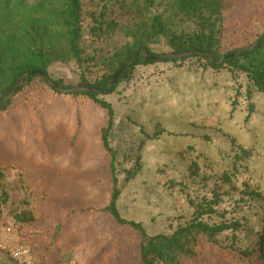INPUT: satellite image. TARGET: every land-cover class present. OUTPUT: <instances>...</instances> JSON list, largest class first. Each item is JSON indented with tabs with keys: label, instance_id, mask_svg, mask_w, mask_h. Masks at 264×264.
I'll return each instance as SVG.
<instances>
[{
	"label": "rangeland",
	"instance_id": "obj_1",
	"mask_svg": "<svg viewBox=\"0 0 264 264\" xmlns=\"http://www.w3.org/2000/svg\"><path fill=\"white\" fill-rule=\"evenodd\" d=\"M167 1L157 0V7ZM234 2L225 12L223 52L255 43L264 34V0ZM12 16L18 17L16 12ZM146 16L138 0H82L85 69L74 60L55 62L49 69L51 75L73 84L82 70L90 79L98 78L106 71L101 58L113 47L131 41L130 27ZM99 20L103 31L95 28ZM152 48L170 50L165 39ZM245 85L243 75L204 69L190 58L177 64L137 66L131 79L107 97L116 106L120 121L112 143L125 157L123 165L131 167L138 157L144 162L138 177L129 182L121 179L119 207L125 217L142 221L150 232L169 231L170 220L177 224L178 217H189L193 211L190 201L216 194L221 209L228 211L224 217L248 219L250 228L239 233V244L256 248V241H262L264 257V97H253L256 112L245 121L249 104ZM31 96L38 108L0 112V164L8 166L0 175V234L11 226L31 247L32 264H63L61 257L65 264H142L140 234L97 211L111 187L109 157L99 134L107 121L106 110L84 98L56 94L42 82L21 91L16 101L26 102ZM141 126L149 134L160 128L169 134L148 141ZM24 143L32 145V160L16 158ZM239 146L250 150L251 157L237 159ZM194 162L199 169L192 175ZM234 162L239 171L232 183L224 182L221 176L231 171ZM21 175L28 188L22 186ZM77 182L84 185V192L72 190ZM243 183L262 194L253 207L242 200L236 204L244 194ZM87 207L95 209L81 211ZM32 209L38 218L22 224L19 216ZM62 222L64 236L53 240V229ZM198 252L193 264H228L220 248L205 238L200 239ZM0 253L2 264H27Z\"/></svg>",
	"mask_w": 264,
	"mask_h": 264
},
{
	"label": "trees",
	"instance_id": "obj_2",
	"mask_svg": "<svg viewBox=\"0 0 264 264\" xmlns=\"http://www.w3.org/2000/svg\"><path fill=\"white\" fill-rule=\"evenodd\" d=\"M138 1L147 12V16L130 27L131 41L115 46L105 53L101 58V64L106 71L101 76L90 79L85 70H82L78 82L73 84L66 82L62 77H53L49 69L55 62L72 60L85 69L84 65L88 58L83 47L82 0H0V11L8 13L5 16L0 14V103L24 75L31 73L14 95L2 104L0 112L37 107L35 99L33 100L35 96L28 97L25 99L26 102L16 101V96L35 82L44 83L56 94L84 98L106 110L107 121L99 129V134L102 148L109 157L107 171L111 187L106 205L97 211L107 213L117 225L128 226L140 234L138 252L142 264H193L199 256L198 244L201 238L219 247L226 255L228 264H261L264 261L260 245L262 241H256L259 242L256 248L239 244V233L250 228L248 219L224 217L228 211L221 209L222 201L216 194L190 201L193 211L189 217H178L177 224L170 220L169 231L150 232L142 221L127 218L121 213L119 207L123 195L121 179L129 182L138 177L144 162L138 157L132 160L134 164L131 167L125 168L123 165L125 157L112 143L120 127V121L117 119L116 106L107 97L115 94L122 82L131 79L137 66L170 62L177 64L195 58L204 69L212 68L218 71L226 69L235 77L243 75L246 81L244 94L249 101L245 121L256 112L253 97L255 95L264 97V41L255 48L246 49L264 40V34H261L255 43L227 52L222 51L225 12L234 6V0H169L161 4L162 9L157 7V0ZM11 12H16L18 17H13ZM97 22L95 28L97 31H103V22L100 20ZM161 39L166 40L169 51L153 50L152 44L158 43ZM178 53L188 54L182 57L174 56ZM146 54L165 57L145 59ZM129 60H132L131 63L122 69ZM118 72L110 87L112 78ZM78 87L81 89L77 90ZM236 102L237 99H234L232 111ZM140 132L149 138L148 141L169 134L162 128L154 129L153 133L149 134L144 126L140 127ZM76 137L77 133L73 135L72 143ZM207 137L205 135L202 139ZM239 148L240 151L236 153L237 159L251 157L250 150L243 146ZM130 151L133 154L131 149ZM7 167L0 164V175ZM239 168L240 166L234 162L231 171L222 174V180L232 183L233 176L237 174ZM191 169L192 175L197 174L198 163H192ZM21 176L22 186L28 188L23 175ZM243 185L244 194L236 204L242 200L250 207L255 206L254 200L260 199L262 194L249 183ZM246 196L249 198L246 199ZM94 209L95 207H87L81 211ZM215 216H220L221 219L212 220ZM37 218L38 213L32 209L24 211L19 216V221L26 225ZM63 227V222L54 227L53 240L64 236ZM2 257L3 254L0 253V259ZM60 263L65 264L63 257L60 258Z\"/></svg>",
	"mask_w": 264,
	"mask_h": 264
},
{
	"label": "built area",
	"instance_id": "obj_3",
	"mask_svg": "<svg viewBox=\"0 0 264 264\" xmlns=\"http://www.w3.org/2000/svg\"><path fill=\"white\" fill-rule=\"evenodd\" d=\"M0 251L6 252L13 260L32 264L31 247L19 239L17 232L11 226L5 228L0 234ZM0 264L2 261L0 259Z\"/></svg>",
	"mask_w": 264,
	"mask_h": 264
},
{
	"label": "water",
	"instance_id": "obj_4",
	"mask_svg": "<svg viewBox=\"0 0 264 264\" xmlns=\"http://www.w3.org/2000/svg\"><path fill=\"white\" fill-rule=\"evenodd\" d=\"M264 40H262V41H260V42H258V43H255L253 46H249V47H247L246 49H251V48H255L256 46H258L261 42H263ZM236 52H238V51H236ZM188 53H190V52H188ZM188 53H178V54H176V55H174V56H176V57H182L183 55H185V54H188ZM233 54H235V53H233ZM165 56H152V55H150V54H146L145 55V59H161V58H164ZM131 61L132 60H129V61H127L126 63H125V65L122 67V69L123 68H125L128 64H130L131 63ZM121 69V70H122ZM31 73H27L26 75H24L17 83H16V85L11 89V91L4 97V99H3V101L0 103V107L2 106V104L7 100V99H9L10 97H12L13 95H14V93L18 90V88L22 85V83L27 79V77L30 75ZM118 74H119V72L118 73H116L115 74V76L112 78V80H111V82H110V87H112V85H113V83H114V81H115V79L117 78V76H118ZM77 90H79V89H81V87H78V88H76Z\"/></svg>",
	"mask_w": 264,
	"mask_h": 264
},
{
	"label": "crops",
	"instance_id": "obj_5",
	"mask_svg": "<svg viewBox=\"0 0 264 264\" xmlns=\"http://www.w3.org/2000/svg\"><path fill=\"white\" fill-rule=\"evenodd\" d=\"M32 145H31V143H28V145H26L25 143L19 148V150H18V152L16 153V158L17 159H20V158H26V159H30V160H32L33 159V150H32ZM28 152V153H27ZM76 164H78V161L76 160ZM59 172V171H58ZM41 174L44 176V170L41 172ZM59 176V175H58ZM46 178H47V176H45ZM45 177H43V178H45ZM46 178H45V180L44 179H42L43 181H46ZM76 180L77 181H80L77 177H76ZM72 190L75 192V191H77V192H79L80 190L81 191H85V188H84V185L83 184H81V183H76L75 185H73L72 186ZM94 198H96L95 196H94ZM97 200V202H99L100 200H98V199H96ZM106 202H107V198L105 199V203H104V205H106ZM96 207V206H95Z\"/></svg>",
	"mask_w": 264,
	"mask_h": 264
}]
</instances>
